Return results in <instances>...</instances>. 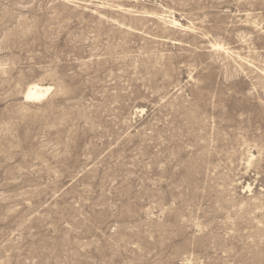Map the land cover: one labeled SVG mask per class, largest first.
I'll list each match as a JSON object with an SVG mask.
<instances>
[{
  "label": "rangeland",
  "instance_id": "374dc122",
  "mask_svg": "<svg viewBox=\"0 0 264 264\" xmlns=\"http://www.w3.org/2000/svg\"><path fill=\"white\" fill-rule=\"evenodd\" d=\"M0 264H264V0H0Z\"/></svg>",
  "mask_w": 264,
  "mask_h": 264
},
{
  "label": "bare ground",
  "instance_id": "6f19581e",
  "mask_svg": "<svg viewBox=\"0 0 264 264\" xmlns=\"http://www.w3.org/2000/svg\"><path fill=\"white\" fill-rule=\"evenodd\" d=\"M44 92H47V89H39V88H33V89H30L27 93V97L29 98H38L40 96H42V94Z\"/></svg>",
  "mask_w": 264,
  "mask_h": 264
}]
</instances>
